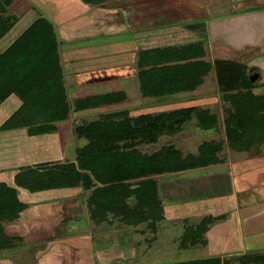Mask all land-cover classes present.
I'll list each match as a JSON object with an SVG mask.
<instances>
[{"label": "trees", "instance_id": "obj_1", "mask_svg": "<svg viewBox=\"0 0 264 264\" xmlns=\"http://www.w3.org/2000/svg\"><path fill=\"white\" fill-rule=\"evenodd\" d=\"M3 1L7 6L12 2ZM83 1L103 6L110 0ZM4 2L0 0V40L17 22L16 15L7 13ZM54 25L42 15L0 52V103L11 95L21 99L18 108L0 125L2 130L27 128L30 136L57 132L58 121L67 120L74 111L126 99V96H117L118 91L107 96L70 95ZM206 53L200 43L140 48L137 67L143 93L157 98L198 89L214 68V64L205 59ZM256 87V81L244 66L238 87L231 92L222 91L229 104L223 120L227 145L234 152L250 156L264 152V93H258ZM183 106L182 102L179 103L178 109ZM213 115L217 114H197L199 125L219 129V117L216 123L214 117L207 121ZM138 117H132L130 109L124 108L102 113L96 119L76 125V134L84 137L86 143L77 148L75 160L44 161L25 167V186L31 191L81 186L90 191L88 201L94 220L111 223L110 215L116 214L125 225L147 224L156 229L165 218V211L155 174L210 166L218 161L224 146L216 140H205L195 155L182 154L171 145L147 154L139 146L143 142L155 141L165 130L173 129L175 121L154 120L140 124ZM69 169L76 172L75 181L58 179L56 174ZM125 189L130 190L132 199L123 195ZM114 190L117 198L105 196ZM27 206L19 197L17 187L0 184V248L20 240L7 235L5 225L18 219ZM210 218L204 217L188 226L183 236L185 246L187 242L191 245L204 243ZM239 258L242 264H264V253H247ZM233 259L214 256L201 263L186 260L160 264H233Z\"/></svg>", "mask_w": 264, "mask_h": 264}, {"label": "crops", "instance_id": "obj_2", "mask_svg": "<svg viewBox=\"0 0 264 264\" xmlns=\"http://www.w3.org/2000/svg\"><path fill=\"white\" fill-rule=\"evenodd\" d=\"M258 1L259 6L255 10L244 9L234 12L228 16L216 18L212 23L193 21L177 25L161 24L160 26L152 27V29L145 28V30L134 34L135 43L133 45H129L130 41L122 42L123 45H126L125 51L128 45L129 47H133L132 50L129 49L130 53L124 54V57L126 61L137 60V53L140 48L200 43L207 51L205 59L212 58L216 76H218L216 84L224 83L229 85L231 81L236 82L238 86L241 72L244 66H247L252 78L256 81V91L264 93V0ZM5 5L6 3L4 2ZM6 7L8 14L17 16V22L9 33L22 20L24 22L28 21L25 24V28L16 34V38L42 15L48 17L53 23H58L60 32L64 38L69 37L80 27L79 22L84 26V16L89 15V12L91 13L90 10H92L83 0H12L11 4L6 5ZM80 14L81 18L79 17ZM9 38L11 39V37ZM13 41L8 40L1 51H4ZM99 42L96 40L94 42L83 43L79 45L80 51H84L83 53L90 52L87 50V47L98 49ZM203 42H206V46H203ZM65 51H67L66 47L63 52L66 53ZM222 55H226V57L224 59L220 58ZM91 57V55L87 56L88 60L84 63L85 69H88L87 64H89V61H95ZM69 61L70 63L67 62L69 72L67 74L64 71V74L72 97L91 95L82 92L88 86H101L107 82L112 83L111 86L114 84L121 86L125 85V82L123 84L122 82L125 80L127 82L128 76L132 79L134 74L135 76L136 74L138 75L137 67L133 74H131L132 72H129L128 75L126 73H122V75L118 74L117 77H114L117 78L116 81H104L107 79L95 78L78 82L77 76L81 75L82 70L79 68L73 69L77 64L72 60ZM218 61L222 64L219 69L216 67ZM64 69H66L65 66ZM93 70V72H100V69L96 66ZM122 70L126 71V67H123ZM219 71L222 74L225 73L227 80L221 81L218 75ZM133 78L135 79V77ZM139 82L136 86L140 84ZM224 84H222L223 86L221 85V88L224 87ZM226 85L225 88L220 90V95L224 90H232L231 87L226 88ZM203 90V88H198L194 91L198 92L200 96L205 92H211L212 88L205 87L204 92H202ZM191 92H186L185 94H191ZM142 96L144 101H147V99L152 101V96L147 97L146 94ZM183 98L185 97H182L181 94H176L169 97H157L155 100L159 101L158 103L167 102V106H161V111L164 110L162 107L165 109L170 107H173L171 109L179 108V103L185 100H200L205 103H214L218 100L217 95ZM145 112L151 113L153 111L150 109ZM31 152V156L30 153L28 155L29 158L34 157V150L32 149ZM227 157L228 159L224 162V165L228 164L227 171L232 179L233 193L230 199L233 205L235 204L234 208L228 210V197L211 194L208 191L207 194H202L201 191H196L197 189L194 191L193 186L195 185H193L191 188L193 190L189 194L192 198L190 200H187L186 196H182L180 200L176 198L177 201H174V204L171 205L172 208L169 206L171 213H169V209L164 203L165 218L159 222L156 229L147 224L124 225L121 229L117 227L116 231H113L112 234L108 233V227L102 230L99 226L103 225H91L96 220L91 217L90 210L86 208L87 204H82L80 201L81 197H85L84 199H86L88 194L81 186L31 191L25 186V182H20L22 185L16 184L17 178L13 177L12 181H9L8 177H3L0 174V182L13 184L12 186L17 187L19 197L28 204L18 219L5 225L6 234L20 240H17L8 247L0 248V264H12L10 261L12 257L8 260L4 257L14 256V253H22L23 251L24 255H28L27 260H31L30 264H111L118 261H121L122 264H140V261H144V264H147L150 261H161L162 259L153 258V254H158V251L161 250L157 249V252L154 253L156 248L153 247V244L163 236V231L170 230L172 227H178L175 241H177L176 243L179 247L174 254L177 257L180 255L186 257V259L178 261L196 260L201 263L206 258L214 256L224 258L230 255H241L247 251L264 246V152L256 156L235 152L234 155L231 154L229 156L228 154ZM33 161L29 165L44 162H37L38 160H34V158ZM225 170L222 169L217 173L189 176V178L186 177L184 179L178 177V185L183 186L182 183H185V181L183 182L182 180H187L186 184L192 181L195 184L200 181L209 183V177L212 183L216 179L215 176L225 173ZM215 183L213 182V184ZM200 185L202 186V184ZM159 187L161 193V182L159 183ZM187 192L189 190H179L175 193L176 195L179 193L180 195H186ZM197 197L198 199L196 200L195 198ZM162 198L164 201V197ZM84 204V212L86 220L90 223L89 225L81 228V232H74V230L79 228L76 224L72 223L71 225H67V227L66 225H61L63 221H66V216L70 215L71 210L68 209L69 206H76L78 208V206L82 207ZM79 215L80 213H76L69 217V219L74 216V218H78ZM207 216L211 218L206 224L204 243L191 245L190 242H187L188 245L185 246L186 243L183 237L185 230L189 225L196 224ZM111 219L113 220L111 223L109 221L97 222L113 224L118 220L117 216L115 218L113 215H110ZM177 223L181 225H175ZM64 226L65 228H63ZM91 226L95 227L89 228ZM119 229L120 231L128 232L132 236V239L134 238V243L127 249H124L123 246V248H120L118 246L119 243L112 244V249L108 248L109 246L106 247V244L102 243V240L107 241L112 236L116 243L120 239ZM99 246L104 249L100 250ZM139 247L142 249H139ZM26 250H28L27 253H25ZM192 250L195 253H191L190 256H184L183 252ZM168 252V250H165L163 254L165 255ZM1 257L4 259L3 261Z\"/></svg>", "mask_w": 264, "mask_h": 264}, {"label": "rangeland", "instance_id": "obj_3", "mask_svg": "<svg viewBox=\"0 0 264 264\" xmlns=\"http://www.w3.org/2000/svg\"><path fill=\"white\" fill-rule=\"evenodd\" d=\"M90 8H92L91 13L89 15H85L83 25L80 24V27L76 29L73 34L69 37H63L60 32V28L58 23H54L55 29L59 36L60 40V51L62 52V63L66 67L64 71L68 74L69 69L67 68V62L70 63L69 60H72L77 65L73 68H79L82 70L81 75L77 76L78 82H84L87 79H95L102 78L107 79L104 81H116L118 74L126 73L128 75L129 72H133L137 69V60L126 61L124 54L133 49V47H129V45H133L135 43L134 34L138 31H142L146 29H152V27L160 26L161 24L168 25H177L189 22H208L212 23L216 18H220L221 16H228L231 13L239 12L242 10H255L259 6L258 0H110L107 1L103 6L87 4ZM262 6V5H260ZM26 7V5H25ZM36 12V11H35ZM81 18V14L79 15ZM28 21L24 22L23 20L18 23L17 26L8 34L6 38L0 40V51L6 45V42L9 40H14L16 38V34H18L23 28H25V24ZM15 35V36H13ZM11 37V39L9 38ZM125 39V40H124ZM100 41L98 49L88 48L90 52L80 51V46L83 43H89L90 41ZM129 42L127 46V50L125 51V46L122 42ZM144 41V40H143ZM145 44V42H143ZM78 46V47H77ZM203 46H206V42H203ZM66 53L63 51L65 50ZM130 49V50H129ZM91 55V59H95V61H89L87 64V68L85 69V61L88 60L87 56ZM226 55H222L220 58L224 59ZM67 59V60H66ZM212 62V58H208ZM66 62V63H65ZM213 63V62H212ZM221 62L218 61L216 63V67L221 68ZM100 69V72H93V68ZM108 66V68H106ZM250 66V65H249ZM123 67H126V71L122 70ZM220 72V71H219ZM224 74V75H223ZM218 73L221 81L227 80L225 77V73ZM135 77V79L133 78ZM131 77L128 76V80L125 82V85L117 86L116 84L112 85V83H103L101 86H88L82 91L84 94L91 95H102L107 96L108 93H112L113 91L119 92L117 96L123 95L126 99L119 100L118 103H112L110 105H100L99 107L74 111L72 115L63 121H58V129L57 132L47 133V134H37L34 136H30L28 134L27 128H16V129H5L2 130L0 128V174L3 177H8L9 181H12V178L15 177L16 184H20V182H24L26 178L25 170L29 164H32L33 158L34 160L45 161L50 160L51 162H69L73 161L76 158L77 148L84 145L86 143V139L84 137H79L75 132L76 125L80 123H84L93 119L98 118L102 113L109 112L117 109L128 108L131 111V115L140 116L138 117L140 124L149 123V121L154 120H164V121H175V127L173 129L165 130L155 141L151 142H143L139 147L142 152L152 153L156 150H160L161 148H166L171 145L173 147L178 148L182 154L195 155L199 153V146L205 140H216V142H222L224 148L219 152L218 161L213 163V166L210 167H197L192 169H187L179 172H164L160 174H155L154 176L158 182L162 183L161 187V197H164V203L166 207L169 209L172 208L171 205L174 204V201L180 200L182 196H186L187 200L192 198L189 196L191 194L192 186L194 187V191H201L202 194H207L210 192L211 194H218L220 196H226L227 198V207L228 210L235 207L233 202L230 199V196L233 193L232 179L228 174V164L224 165V162L228 159V154H235L233 150L227 146V140L224 131V117L226 116V107L228 101L223 98V95L219 92L224 87L219 89V84H216L218 80V76H216L215 67L211 69V71L204 77L202 84L199 88H203L205 91L206 88H212L211 92H205L199 96L198 92L194 91L191 94L181 93L183 99L191 98V97H206L208 95H217L218 100L214 103L211 102H202L197 101L194 103L193 100L182 101L183 107L174 110L171 108L165 109L161 111V106H167V102L158 103L155 98H152V101L143 100L144 93L141 89V83L137 85L138 81H140L139 75L134 74ZM102 83V82H100ZM99 83V84H100ZM231 84L226 85V88H230L235 90L238 86L236 82H231ZM236 83V84H233ZM223 86V85H222ZM116 89V90H114ZM230 90V89H228ZM233 90H230L233 91ZM123 93V94H122ZM122 97V96H120ZM123 97V99H124ZM148 97V96H147ZM169 97V96H166ZM110 100V99H109ZM151 103V104H150ZM21 104V99L16 95L9 96L5 101L0 103V125L3 121L12 114L18 106ZM161 104V105H160ZM196 105V106H195ZM152 109L153 112L146 113L145 111H149ZM171 111H168L170 110ZM168 111V112H167ZM140 113V114H139ZM205 114L212 113L217 114L208 117L207 121L211 120L214 117V121L216 123V119L218 122L219 117V125L220 128H202L199 125L196 115L197 114ZM136 119V118H133ZM137 120V119H136ZM206 121V120H205ZM136 123V121H134ZM138 122V121H137ZM215 132H214V131ZM34 143V144H33ZM34 150V157L29 158V153L31 156V150ZM238 153V152H236ZM234 158V157H233ZM226 169L225 173L217 174L216 181H212L209 177V183L206 182H197L196 184L192 182L186 184L187 180H182L185 183H182L183 186L178 185V177L179 178H189V176H196L200 174H210L217 173L218 171ZM58 179L62 178L65 181H75L77 179L76 172L73 169H69L66 171H61L56 174ZM182 176V177H181ZM203 177V176H202ZM214 177V178H215ZM26 181V180H25ZM191 181V180H190ZM18 182V183H17ZM213 182H216L213 184ZM8 185L9 183L0 182ZM202 184V186L200 185ZM13 184H9L12 186ZM22 185V184H20ZM67 187H76V185H70ZM83 188V187H82ZM54 189V188H53ZM84 191H86L83 188ZM181 190H189L186 195H176V191ZM80 191V190H79ZM208 191V192H207ZM87 196L81 197L80 201L87 204L86 208L90 210L91 213V205L89 203L90 191H86ZM121 193V192H120ZM117 192L111 191L105 196L110 198H117ZM123 195L132 199V194L130 190L124 191ZM177 198V199H176ZM203 198V197H200ZM196 200L198 199L195 198ZM103 200V197H102ZM87 202V203H86ZM85 204L81 207L76 206L70 207V215L66 216V221H63L61 225H71L76 224L79 226L74 232H81V228L89 225V221L86 220V215L84 212ZM77 209V210H76ZM83 210V211H82ZM219 210V208H218ZM77 211V212H76ZM79 214L78 218H70L75 214ZM169 213H171V209H169ZM116 214L113 217L116 218ZM220 216V215H215ZM82 218V219H81ZM75 221V222H73ZM144 224V223H143ZM83 225V226H82ZM91 225H103L99 226L104 230L108 227V233L112 234L113 231H116V228H123L124 223L120 221H115L113 224L106 222H97L93 221ZM107 225V226H106ZM116 225V226H110ZM142 225V224H140ZM175 225H181L179 223ZM95 226H91L89 228H94ZM65 228V226L63 227ZM98 228V229H99ZM120 239L115 241L112 236L108 238L107 241L102 240V243L106 244V247L113 248L112 244H118L120 248L127 249L131 244L134 243V238L129 235L126 231H120ZM178 227H172L170 230L163 231V236L158 239V241L154 242L153 247L156 248L154 253L157 252V249H161L158 251V254H153L154 259H159L161 261H153L147 264H155V263H167L174 262L180 259H186L180 255L179 257L174 254L178 250L177 241H175V236L177 234ZM140 237V236H139ZM138 239V237H137ZM107 242V243H106ZM103 245V244H102ZM123 246V247H122ZM137 247V246H136ZM99 249L102 250L99 246ZM139 249H142L139 247ZM169 251L167 254H163L164 251ZM26 250L25 253H27ZM191 253H195L192 251L183 252L184 256H190ZM258 254L264 253V246L258 247L257 249L247 251L244 254ZM163 254V255H162ZM242 255V254H241ZM241 255H230L228 257H234L233 264H242L240 261ZM198 256V255H195ZM12 257V258H11ZM7 260L9 258L12 264H30L31 260H27L28 255H24V251L22 253H14V256L4 257ZM144 258V257H143ZM142 258V260H143ZM164 258V259H163ZM2 261L4 260L1 257ZM111 264H122L121 261L117 263ZM127 264V263H124ZM134 264V263H128ZM139 264V263H136ZM140 264H144V261H140ZM146 264V263H145Z\"/></svg>", "mask_w": 264, "mask_h": 264}]
</instances>
